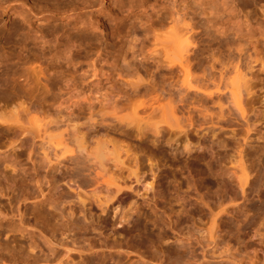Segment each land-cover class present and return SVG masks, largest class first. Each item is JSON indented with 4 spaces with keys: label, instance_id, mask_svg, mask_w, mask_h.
Returning a JSON list of instances; mask_svg holds the SVG:
<instances>
[{
    "label": "rangeland",
    "instance_id": "rangeland-1",
    "mask_svg": "<svg viewBox=\"0 0 264 264\" xmlns=\"http://www.w3.org/2000/svg\"><path fill=\"white\" fill-rule=\"evenodd\" d=\"M91 1L24 0L21 25L0 3V264H264V0ZM73 129L124 136L138 179Z\"/></svg>",
    "mask_w": 264,
    "mask_h": 264
},
{
    "label": "bare ground",
    "instance_id": "bare-ground-1",
    "mask_svg": "<svg viewBox=\"0 0 264 264\" xmlns=\"http://www.w3.org/2000/svg\"><path fill=\"white\" fill-rule=\"evenodd\" d=\"M1 1V0H0ZM3 2H7V1H11V3L15 4L18 3V2H21L22 4V10L20 11V13H17L12 5H9L8 7H11L9 8V12H11V14L13 15H16L17 18H16V22L21 25V23H24V0H2ZM1 1V2H2ZM0 2V3H1ZM95 2H98V0H92L91 2H88L89 4H95ZM87 3V2H86ZM5 4V3H4ZM9 4V3H8ZM33 6V4H32ZM7 7V8H8ZM41 7V6H40ZM39 7V9H40ZM91 7V6H90ZM2 8V6H1ZM6 8V9H7ZM29 8V7H28ZM27 9V8H26ZM34 9V7H33ZM37 8L35 7V10ZM38 9V10H39ZM14 10V11H13ZM31 10V8H30ZM27 11V10H26ZM37 11V10H36ZM43 11V10H42ZM46 11V10H45ZM44 11V12H45ZM50 11V9H49ZM34 12V11H32ZM47 12V11H46ZM51 12V11H50ZM53 12V11H52ZM31 13V12H30ZM26 14V13H25ZM49 15V13H46V15ZM51 14V13H50ZM28 15V14H27ZM33 15V13H32ZM31 16V15H30ZM17 24V25H18ZM161 28L160 29H164L165 26L163 25H160ZM15 27V26H14ZM13 35H11L14 40L16 42H19L20 43V46H21V49L24 48V33L22 32L21 30V27L18 26L16 28H13ZM159 28L158 29H155L156 31L160 30ZM153 30V38L155 39V46L160 49L162 52H163V57L166 61L167 64L169 65H182V63L186 60H184L186 57H187V53H188V42H189V39H190V36H189V31L187 29H185L184 31H179L178 29H175V28H169L167 29V27L161 31H158L160 32V34H156V31ZM10 32V31H9ZM10 33V34H12ZM5 33L3 31H0V38L4 35ZM9 34V35H10ZM10 38V37H9ZM3 39V38H2ZM22 40V41H21ZM250 45V48L251 50L253 51V54L255 55L254 57V62H257V61H260L261 62V59L258 57V52H257V46L255 45V41H252V40H249L247 41ZM16 44V43H15ZM19 45V44H18ZM17 45V46H18ZM20 50V49H19ZM18 50V51H19ZM159 50V51H160ZM21 52V51H20ZM39 57V56H38ZM37 57V58H38ZM253 57V56H252ZM253 59V58H252ZM24 62V61H23ZM262 63V62H261ZM15 64V63H14ZM21 64V63H20ZM23 64V63H22ZM184 64V63H183ZM263 64V63H262ZM183 66V65H182ZM23 68V67H21ZM179 68V67H178ZM24 69V68H23ZM33 70V69H32ZM24 73V72H23ZM44 75V74H43ZM24 76V75H23ZM22 77V76H21ZM241 77V76H240ZM24 78V77H23ZM21 80V79H20ZM25 80V79H24ZM23 80V82H24ZM39 80V79H38ZM240 79H238L239 81ZM16 81V80H15ZM41 81V80H40ZM241 81V80H240ZM18 82V81H17ZM14 83V82H13ZM25 83V82H24ZM24 83H21V84H24ZM44 83V82H43ZM237 80L235 81V85H237ZM19 84V83H18ZM20 84V85H21ZM44 85V84H43ZM232 85V86H233ZM238 87V86H237ZM24 88V87H23ZM46 88V87H45ZM239 88V87H238ZM235 89V88H234ZM237 93V91L235 92ZM239 100H240V92L237 93L236 95V104L235 105H238L239 103ZM14 116V113L12 115V117ZM16 116L12 119V122H14L15 124H18L19 125V121L17 119ZM20 119V118H19ZM121 121H124L126 123L127 126H132L136 132H140L141 131V128L142 126H144V123L146 121L143 122V120L141 121V118H138L137 116L133 115V116H123L122 118H120ZM9 120V118H8ZM14 120V121H13ZM10 121V120H9ZM0 122H5L6 121H3L2 119H0ZM21 122V121H20ZM13 123V124H14ZM24 123V122H23ZM34 123V121L32 122ZM148 123V122H147ZM28 125H33L31 124V122H29ZM35 126H39V125H36V122L34 123ZM146 125V124H145ZM148 125V124H147ZM150 125V124H149ZM21 126V125H20ZM126 127V126H125ZM157 126H154V130L156 131V129L158 130V128H156ZM21 128V127H20ZM23 128V126H22ZM78 129V128H77ZM72 133V142H74L75 144V149L77 150V153L79 154H86L87 156L89 155V157H92L93 159V162H94V165L98 167H100V169L104 168V165H106V168L109 166H107V164H110L111 168H114V169H118V170H122L123 168H129V170L131 169L130 166L128 165V158L130 157V153L129 152L131 150L130 145L129 146V142H125L123 140V138H125L124 136H121L120 138H112V136L110 137V135H113L115 136L116 135V132L114 131H109V130H104V132L100 135V137H97L96 139H94V141L89 142L87 143L86 142V137L83 135V134H79L77 131H75L73 129V131L71 132ZM124 135V134H123ZM97 136V135H96ZM127 136V135H126ZM92 137V136H91ZM126 139V138H125ZM127 141V140H126ZM73 144V143H72ZM73 144V145H74ZM58 145V144H57ZM74 147V146H73ZM69 148V147H68ZM130 148V149H129ZM72 151V149H70V152ZM64 154V153H63ZM85 155V156H86ZM86 156V157H87ZM88 158V157H87ZM136 163V162H135ZM132 167V165H131ZM135 167V166H133ZM137 167V165H136ZM105 169V168H104ZM109 169V167H108ZM107 169V170H108ZM113 169V170H114ZM133 169V168H132ZM130 170L131 171V174L134 176H136L137 178V175L135 174V171L136 170ZM110 170V169H109ZM104 171V170H103ZM106 171V169H105ZM104 171V172H105ZM247 171V170H246ZM107 172V171H106ZM114 173V171H112ZM119 172V171H117ZM112 173V174H113ZM110 174V178L109 180L105 181L104 184L106 183V186L107 188H110V187H113L114 189H116V192L119 191V186L117 185L114 177H112ZM107 176L109 177V175L107 174ZM121 176V174H120ZM130 176V175H129ZM135 178V181H137V179ZM81 201V200H80ZM83 201H81L82 203ZM84 203V202H83ZM106 204V202H103L99 205H104ZM248 258V257H247ZM246 258V261H244L242 264H252V259H247Z\"/></svg>",
    "mask_w": 264,
    "mask_h": 264
}]
</instances>
